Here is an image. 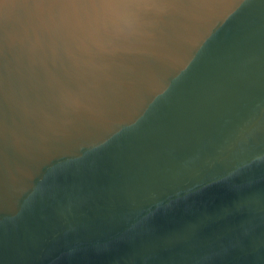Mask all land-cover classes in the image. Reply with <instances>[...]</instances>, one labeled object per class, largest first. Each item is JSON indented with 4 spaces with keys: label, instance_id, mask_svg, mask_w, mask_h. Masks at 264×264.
<instances>
[{
    "label": "water",
    "instance_id": "obj_1",
    "mask_svg": "<svg viewBox=\"0 0 264 264\" xmlns=\"http://www.w3.org/2000/svg\"><path fill=\"white\" fill-rule=\"evenodd\" d=\"M0 264H264V0H0Z\"/></svg>",
    "mask_w": 264,
    "mask_h": 264
}]
</instances>
